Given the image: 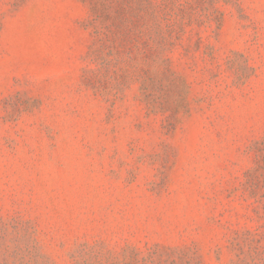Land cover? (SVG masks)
<instances>
[{
    "label": "rangeland",
    "instance_id": "1",
    "mask_svg": "<svg viewBox=\"0 0 264 264\" xmlns=\"http://www.w3.org/2000/svg\"><path fill=\"white\" fill-rule=\"evenodd\" d=\"M0 264H264V0H0Z\"/></svg>",
    "mask_w": 264,
    "mask_h": 264
}]
</instances>
